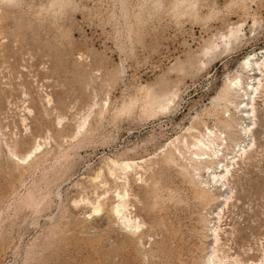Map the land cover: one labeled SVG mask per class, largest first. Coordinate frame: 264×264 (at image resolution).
<instances>
[{
	"label": "rangeland",
	"instance_id": "1",
	"mask_svg": "<svg viewBox=\"0 0 264 264\" xmlns=\"http://www.w3.org/2000/svg\"><path fill=\"white\" fill-rule=\"evenodd\" d=\"M263 64L264 0H0V264H264Z\"/></svg>",
	"mask_w": 264,
	"mask_h": 264
},
{
	"label": "bare ground",
	"instance_id": "2",
	"mask_svg": "<svg viewBox=\"0 0 264 264\" xmlns=\"http://www.w3.org/2000/svg\"><path fill=\"white\" fill-rule=\"evenodd\" d=\"M238 32L239 31H231L230 32V36L236 38ZM237 38H236V40H237ZM230 44H231L230 42H229V44H226V47H228ZM249 61H250V58H248L245 61V63L243 64V69L244 70L250 69V67H247V64L250 63ZM263 67H264V64H263ZM259 86L260 87L253 89L252 95L253 94H257L256 96L257 97H260V94L262 93L260 89H263L264 90V86L261 83V81L259 82ZM226 91H227L228 94H232V96H234L233 98H241V99H243V101L240 103L241 105L243 103H245V101H246V99L244 97L249 95L248 92H247V90L243 86V82H242V80H241L240 77H237L234 80L229 81V83L226 85ZM252 95L249 96V99L254 103V102H256V98H255L256 96L255 97H252ZM235 100H237V99H235ZM249 104H246L244 107H241V105H238L237 103H235V106L238 109H240L241 111L246 112V114L248 116L250 115L251 112H252L251 114H253V116H254V114L256 112L255 105L257 103H255L254 105H252V108L250 109L251 111L248 109L249 108ZM242 108H245L246 110H243ZM227 112H229V110H227ZM230 122L237 123V119L235 118V116H233L231 114L228 115V119L224 121V123L226 125V128H232L233 125ZM208 130L209 129H207V131ZM249 131H252V130L249 129L248 132ZM222 134H223V132H220L219 133V132H216L214 130H209V133H206L204 135L203 134H199L198 137L196 138L195 143L193 144V148L194 149L192 151V156H193L191 158L192 161H194L195 164L196 163H200L201 164V162H204V161L205 162H208V163H212V164L216 163L215 162V158L218 157L219 152L222 151V149H219V148L222 147V146H224L225 139L222 137ZM187 147H188V144H187ZM250 150H245L244 149L243 150V153L240 155L241 159L245 155H248V153H249ZM239 161H237L236 164H239ZM220 162H222V160ZM217 164H220L218 162V160H217ZM116 166H118L123 172H127L128 169H131L134 166H136V163L135 162H123L121 164H119V163L116 164ZM196 166H198V165H196ZM223 172H225V173L223 175H221V176L218 175V174L214 175L213 180H214L215 183L225 182L226 180H228V176L232 173V171L229 170L228 166L226 167L225 170H222L221 171V174ZM118 196H120V195H118ZM126 196H120L121 203L117 206V209L115 211L120 216H122L124 218V220H126L125 222L123 221V223L126 224L127 228H130V229H138V228H140V225L139 224L137 225L138 222L136 223V221L132 220V218H128L126 216L127 205H128V204H126L127 201L125 200Z\"/></svg>",
	"mask_w": 264,
	"mask_h": 264
}]
</instances>
